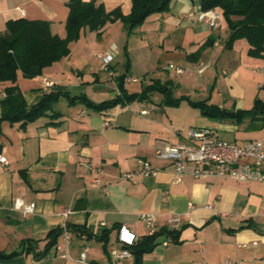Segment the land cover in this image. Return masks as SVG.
Masks as SVG:
<instances>
[{"label": "crops", "instance_id": "obj_1", "mask_svg": "<svg viewBox=\"0 0 264 264\" xmlns=\"http://www.w3.org/2000/svg\"><path fill=\"white\" fill-rule=\"evenodd\" d=\"M68 1L0 0V32L8 20L26 17L48 20L52 33L63 38ZM82 1L124 14L132 6L131 0ZM201 10V0H171L167 10L149 14L130 33L121 21L107 23L100 34L83 27L69 43L70 54L42 74L25 77L18 70L16 82L28 108L45 94L56 97L45 113L0 122V155L8 160L0 163V264H86L78 260L85 248L88 264H135L133 256L113 262L109 251L119 245L121 224L136 233L135 244L145 237L142 214L154 217L158 236L141 264H264V180L189 174L176 180L173 165L155 157L157 148L186 143L193 127L238 144L264 143L260 112L225 113L250 109L257 98L264 101V56L250 55L244 37L228 44L224 19L212 29L197 19ZM80 42L111 53L109 67L97 56L100 65L78 48L73 51V43ZM71 55L78 59L74 66L68 64ZM164 61L185 70H167ZM151 71L159 76H135ZM195 73L209 84L198 87L205 93L199 100L186 90L194 89ZM157 81L167 84L168 94L149 89ZM8 84L0 82V116ZM120 84L129 99L103 109L93 106L120 95ZM198 101L217 109L204 113L193 103ZM139 160L159 171L122 178L140 167ZM16 199L34 203L33 211L16 208ZM173 217L179 220L170 221ZM67 224L89 234L70 231L72 259L60 257L55 246L38 256L21 252L29 239L37 240L36 252L43 250L45 234ZM105 231L106 248L99 239ZM62 242L63 234L57 243ZM13 251L20 253L6 256Z\"/></svg>", "mask_w": 264, "mask_h": 264}, {"label": "trees", "instance_id": "obj_2", "mask_svg": "<svg viewBox=\"0 0 264 264\" xmlns=\"http://www.w3.org/2000/svg\"><path fill=\"white\" fill-rule=\"evenodd\" d=\"M132 6L128 14H124L119 8L107 11L102 3L95 1L84 2L82 0L68 1V15L65 21L66 36L60 37L52 33L50 22L44 19H29L20 17L10 19L6 23L5 32H0V82H9L5 87V94L1 99L2 120L17 121L36 117L46 110L51 109V102L55 94H45L35 105L28 108L19 88L16 79L20 70L25 77H35L42 74L45 67L67 57L70 54L69 43L79 38L80 30L87 27L101 33L107 23L121 21L125 29L130 33L139 26L143 20L153 12H160L169 8L171 0H131ZM202 10L217 9L221 12L229 30L228 44L235 39L244 37L249 43L248 53L252 56H264V0H201ZM126 74H120V82L124 81ZM153 84L149 89H158L168 94L167 84ZM123 99H129V95L123 92L120 84V95L93 106L103 109L112 107ZM202 112L213 114L216 107L205 101L193 102ZM260 112L264 118V101L256 99L252 108L240 111L239 113L225 112L227 114H254ZM78 234H88L85 227H72L67 224L64 227L58 226L45 234L47 242L43 250L36 252L37 240L29 239L23 243L21 252H33L38 256L58 242L64 229ZM173 233V231H170ZM89 235V234H88ZM158 232L152 235L146 234L138 243L131 247L135 264H141L143 253L152 250L156 244ZM108 233L105 231L100 236L103 240V247L107 246ZM28 245V246H26ZM20 251H13L6 256L19 254ZM0 254H2L0 252Z\"/></svg>", "mask_w": 264, "mask_h": 264}, {"label": "built area", "instance_id": "obj_3", "mask_svg": "<svg viewBox=\"0 0 264 264\" xmlns=\"http://www.w3.org/2000/svg\"><path fill=\"white\" fill-rule=\"evenodd\" d=\"M197 19L207 22L212 29H218L223 17L219 10L213 8L199 11ZM96 56L101 59L102 67L105 69L109 67L113 58L111 53L106 52H98ZM165 68L179 73H183L185 70L183 66L174 63H168ZM105 124H109L108 119L105 120ZM155 157L173 165L176 180L185 174L199 178L227 176L244 183H249L252 180H264V143L258 139H250L238 144L233 141L221 140L208 129L193 127L187 133L186 143L166 144L157 148ZM243 158L249 161L242 162ZM7 162V158L0 155V163ZM139 163L140 167L137 170L132 173L124 172L121 177L129 178L138 173L155 175L159 171V168L149 160H139ZM85 166L91 168L90 163H86ZM14 206L24 213H30L33 211L34 203H25L22 199H16ZM141 216L146 223L147 234H154L156 232L154 217L151 214H142ZM177 220L179 217L170 219V221ZM101 224L104 225V222ZM117 241L119 245L109 251L112 261L116 262L132 257L131 247L135 244L136 233L127 225L121 224L117 229ZM70 242V231L65 228L63 242L55 245L60 257L72 259ZM86 251L87 248L81 252L78 260L88 264Z\"/></svg>", "mask_w": 264, "mask_h": 264}, {"label": "rangeland", "instance_id": "obj_4", "mask_svg": "<svg viewBox=\"0 0 264 264\" xmlns=\"http://www.w3.org/2000/svg\"><path fill=\"white\" fill-rule=\"evenodd\" d=\"M226 23V22H225ZM226 24H224V27H227V25L225 26ZM119 36V35H118ZM116 40L118 41V42H120V38L119 37H116ZM77 48L80 50V52H79V54H84L85 56L86 55H91L92 56V58H94V61L98 64V65H100V62H99V60H98V58L96 57V54L98 53V52H100L99 50V48H96V46L94 47H92V45H87V44H85V43H83V42H80V43H73V45H72V50L74 51V50H77ZM102 51H104L105 49H101ZM136 53V52H135ZM134 56V55H133ZM136 56V55H135ZM87 59H90V57H87ZM77 58L75 57V58H73L72 57V55H71V57H69V60H68V64H70V65H72V66H74V64H76V62H77ZM169 62H167V61H164V63H163V66H166L167 64H168ZM172 63H174V64H178V63H176V62H172ZM180 65V64H179ZM183 66V65H182ZM136 67V66H135ZM135 67H134V69H135ZM138 70V69H137ZM136 70V71H137ZM190 70L191 69H189V70H187L186 71V74H184V77L186 76V75H189V72H190ZM133 74V73H132ZM134 74H137L136 72L134 73ZM197 74L195 73V75H194V77H196V78H194V79H196V80H194V81H192V82H190V85H194L195 87H192V88H194V89H186L187 91H189L190 93V95H191V98H193V99H195V100H199V99H202L203 98V96H204V94L205 93H203L202 91H199V86L200 85H203V86H207V85H209L208 83H207V81H206V76H204V79H200L199 78V76L197 75ZM136 76V78H139V79H141V80H143L145 77L147 78V79H149L150 77H156V76H159V75H157V72L156 71H154V72H149V73H142V74H137V75H135ZM180 77H183V76H180ZM183 104H186L185 102H183ZM254 138H256V137H254Z\"/></svg>", "mask_w": 264, "mask_h": 264}]
</instances>
